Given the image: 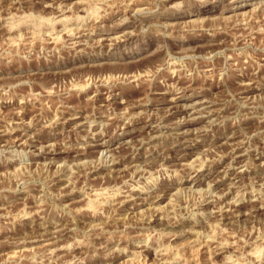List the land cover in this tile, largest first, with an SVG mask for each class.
I'll use <instances>...</instances> for the list:
<instances>
[{
	"label": "rangeland",
	"instance_id": "1",
	"mask_svg": "<svg viewBox=\"0 0 264 264\" xmlns=\"http://www.w3.org/2000/svg\"><path fill=\"white\" fill-rule=\"evenodd\" d=\"M0 264H264V0H0Z\"/></svg>",
	"mask_w": 264,
	"mask_h": 264
},
{
	"label": "bare ground",
	"instance_id": "2",
	"mask_svg": "<svg viewBox=\"0 0 264 264\" xmlns=\"http://www.w3.org/2000/svg\"><path fill=\"white\" fill-rule=\"evenodd\" d=\"M238 8V7H237ZM190 111L192 112V114H200V109L197 107V106H194V107H192L191 109H190ZM202 114V113H201ZM193 122V121H192ZM105 146H107L106 144H103V145H101V147H102V150H104V149H106V147ZM108 150V149H107ZM200 232V231H199ZM167 250V249H166ZM194 253V252H193Z\"/></svg>",
	"mask_w": 264,
	"mask_h": 264
}]
</instances>
